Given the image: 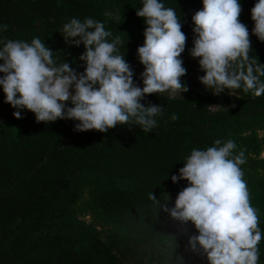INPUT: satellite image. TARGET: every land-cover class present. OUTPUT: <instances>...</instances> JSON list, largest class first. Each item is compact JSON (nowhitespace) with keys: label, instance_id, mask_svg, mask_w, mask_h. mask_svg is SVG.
Returning a JSON list of instances; mask_svg holds the SVG:
<instances>
[{"label":"trees","instance_id":"trees-1","mask_svg":"<svg viewBox=\"0 0 264 264\" xmlns=\"http://www.w3.org/2000/svg\"><path fill=\"white\" fill-rule=\"evenodd\" d=\"M255 2L240 0L238 19L249 30V62L264 64V41L252 33L250 10ZM163 3L182 21L186 43L180 58L185 74L204 75L198 58L189 52L194 38L191 17L202 8V0ZM140 7L141 0H0V24L7 25L0 39L30 42L38 37L57 64L65 60L83 72L85 63L79 59L85 51L83 43L70 44L60 32L71 18L89 17L104 22L113 37H120L119 54L125 55L135 80L137 71L144 69L137 57L146 27L144 18L136 15ZM114 10L117 16L105 15ZM182 82L188 89L182 96L153 93L141 101L163 107L150 132L135 125H117L103 133L77 131L78 121L37 122L26 109L16 118L17 109L5 102L0 88L4 117L0 124V264H117L113 250L120 243L139 249L189 246V237L198 234L194 225L181 223L159 208L163 203L173 207L177 194L187 186L186 180L173 183L171 176L178 175L191 150L213 146L216 139H231L236 144L234 154L244 153L240 167L250 206L257 210L262 233L258 264H264V175L248 168L255 139L239 134L241 124L264 120V93L254 96L237 89L215 95L192 80ZM215 104L227 106L213 111ZM173 113L175 120L170 118ZM254 163L256 168L260 162ZM87 184L92 186L90 206L115 228L110 242L76 215ZM151 192L160 203L149 199Z\"/></svg>","mask_w":264,"mask_h":264},{"label":"clouds","instance_id":"clouds-1","mask_svg":"<svg viewBox=\"0 0 264 264\" xmlns=\"http://www.w3.org/2000/svg\"><path fill=\"white\" fill-rule=\"evenodd\" d=\"M141 2L136 15L146 25L144 43L137 48L144 66L143 87L134 82L125 55L119 54L120 37H113L104 22L73 17L60 32L70 44L83 43L85 51L79 57L85 63L83 72L65 60L57 64L38 37L30 42L0 39V88L5 102L17 109L13 116L20 118V110L26 109L37 122L78 121L77 131L103 133L117 125H135L150 132L163 107L142 104L145 96L166 92L172 98L188 90L181 80L186 69L180 58L186 36L175 10L165 7L163 0ZM250 12L252 33L264 41V0H256ZM240 13V0H202V8L191 17L194 38L189 52L204 72L200 82L215 95L237 89L254 96L264 93L260 79L264 64L249 62V30L238 19ZM6 30L7 25L0 24V32ZM170 118L175 120L176 114ZM235 148L231 139H216L213 146L192 149L178 175L171 176L173 183L186 180L187 186L179 191L173 207L163 203L159 208L181 223L194 225L198 234L189 237L188 245L206 255L208 264H258L262 233L240 167L244 153L234 154ZM149 199L160 203L152 192Z\"/></svg>","mask_w":264,"mask_h":264},{"label":"rangeland","instance_id":"rangeland-1","mask_svg":"<svg viewBox=\"0 0 264 264\" xmlns=\"http://www.w3.org/2000/svg\"><path fill=\"white\" fill-rule=\"evenodd\" d=\"M112 15L117 16L118 11L110 12ZM74 39V38H73ZM144 69L138 70L134 82L137 86H143L140 73ZM182 81H193L198 87L206 89L200 82L199 76L190 72L181 77ZM212 92V91H211ZM186 92L178 93L174 97L182 96ZM163 94H167L166 92ZM230 94L226 91L220 95ZM227 104L211 105L213 111L219 108L226 107ZM4 117L0 112V124ZM239 134L245 137H253L255 139V150L249 153L251 158L249 169L251 172L264 175V120L255 123H243L239 127ZM69 139H64L63 143L68 142ZM260 162L255 168L254 162ZM92 186L87 184L82 190V197L76 206V215L79 220L84 222L87 226L92 227L97 232L98 236L104 242H110L113 238L115 228L113 225L105 221L98 213H96L89 204L91 197ZM170 198V195L168 196ZM114 260L117 264H208L206 255L199 251H193L190 246L182 247L179 249L162 248L159 245H154L148 249H139L124 244H119L113 250Z\"/></svg>","mask_w":264,"mask_h":264}]
</instances>
